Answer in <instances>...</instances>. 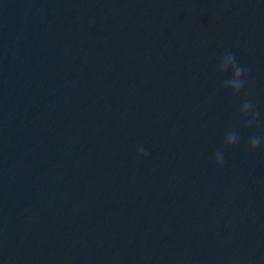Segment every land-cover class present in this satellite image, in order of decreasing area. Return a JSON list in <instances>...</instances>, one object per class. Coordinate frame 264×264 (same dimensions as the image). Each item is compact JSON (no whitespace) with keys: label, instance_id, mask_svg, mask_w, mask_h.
Returning <instances> with one entry per match:
<instances>
[{"label":"water","instance_id":"obj_1","mask_svg":"<svg viewBox=\"0 0 264 264\" xmlns=\"http://www.w3.org/2000/svg\"><path fill=\"white\" fill-rule=\"evenodd\" d=\"M253 136L264 0H0V264H264Z\"/></svg>","mask_w":264,"mask_h":264},{"label":"clouds","instance_id":"obj_2","mask_svg":"<svg viewBox=\"0 0 264 264\" xmlns=\"http://www.w3.org/2000/svg\"><path fill=\"white\" fill-rule=\"evenodd\" d=\"M217 72L223 76L224 74L231 72V78L223 81V87L229 90L233 95L240 94L246 84L245 77L247 75V69L237 63L236 57L230 51H226L220 57L219 64L217 66ZM240 116L244 121L245 128H252L256 126L259 119V112L256 110L255 105L251 100H245L239 109ZM239 141V135L235 130H228L224 137V146L231 148L235 146ZM264 143V137L253 136L249 140V147L252 151L259 149ZM138 156L146 155V152L141 146L138 149ZM215 164L220 167L224 164V151L218 149L214 155Z\"/></svg>","mask_w":264,"mask_h":264}]
</instances>
